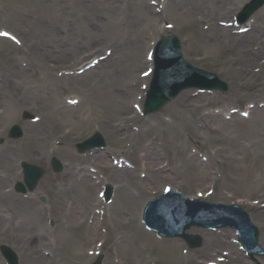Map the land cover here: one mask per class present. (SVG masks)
Returning a JSON list of instances; mask_svg holds the SVG:
<instances>
[{"label":"bare ground","instance_id":"1","mask_svg":"<svg viewBox=\"0 0 264 264\" xmlns=\"http://www.w3.org/2000/svg\"><path fill=\"white\" fill-rule=\"evenodd\" d=\"M28 2H30L29 7L24 4L26 7L19 15L20 20L30 19L42 27L38 33L54 36L52 34L54 30L44 32L45 21L42 18H36L35 13L29 10L36 7L53 12V7L46 3L48 8L46 10L47 8L44 7L41 0H28ZM244 2L245 0L90 1V6L82 8L86 12L95 11L96 13L93 18H91L92 14L86 13V18L83 16L82 20L83 26L90 32L92 26H95L112 34L111 44L114 49L111 50L110 56L101 60L98 66L84 72L82 76L63 75V78L60 79L48 72V75L40 76L37 87L29 86L22 82L21 78L17 79L12 71H8V75L2 76L3 80L0 79V128L5 124L9 125L19 120L21 102L23 101H31L43 109L44 117L39 124H26L25 126L28 136L22 146L28 148V151L37 148L45 151L47 145L48 148L52 145L48 143V138L51 135H56L57 140H60V135L57 136V133L63 120L75 130L80 131L90 132L103 126L110 136L121 134L120 143L125 144L123 151L94 152L91 157L94 159L97 156V158L91 165L82 166L80 164L77 165L78 167L75 165L65 167L64 165L61 179V176H50L51 182L60 183V186L56 188L55 199L60 208H63L64 219L58 228V238L66 247H73L77 238H83L81 242L85 244L93 242L94 245L99 242L100 248L97 249L107 250V264H120L112 256L119 251L123 253L122 264H151L150 260L146 258L148 253H143L142 249L148 250L146 243L153 240L149 235L146 239L144 238L145 240H142L139 236L141 229L137 224L141 208L149 193L148 187L164 176L162 172L165 168L159 166L156 169L153 160L159 156V148L166 154H170L176 142L181 141L184 133L198 135V129L206 127V124L204 125L205 109L199 105L200 99H206V96L184 94L178 101L179 111L173 112L172 119L141 120L138 114H132L131 112L137 104L139 86L144 83L143 81H146V77L143 76L146 70L142 72V69L149 64L150 49L146 40L165 33L160 29V21L167 12L170 13L173 10L178 12L180 29L198 25L203 30L200 36L205 39L207 34L213 33L216 45L219 42L217 39L226 43L242 40L244 38L242 36H232L231 30L234 28H229L225 18L238 11ZM155 5H158L155 7L156 9ZM262 18L261 14L256 17L257 20ZM257 23L254 22L252 27L257 28ZM251 34L248 33V35ZM17 38H19L18 35ZM6 41L0 38V42ZM19 41L22 42V46H25L22 39L19 38ZM143 47L145 49V51L143 50L144 57L141 56ZM9 60H13V57H9ZM36 65L47 68V64H41V62ZM99 66L108 68V70L101 75H93ZM17 72H22L19 77L28 76L25 69H19ZM138 72L139 76H137ZM52 81L57 89L68 88L72 83L78 84L87 89L86 94L81 93L79 97L72 98L76 99L78 103L74 108H68L64 105L59 94L53 95L51 90L49 91V84L51 85ZM67 102L69 103L68 99ZM213 103L216 104V102H211V104ZM212 117L214 122L219 119L215 115ZM254 118L264 122V107L261 104L253 105L249 111L248 119H243L239 112L231 114L233 121L251 122ZM113 119L117 121H112ZM72 130L61 132L62 139L69 138L73 133ZM159 141H161L160 146ZM221 141L232 144L224 137L221 138ZM252 147L256 148L255 154L251 151L240 152L232 147H229L228 151L226 150V153L232 151V153L229 152L231 156H228L227 159L233 165L235 172L242 175L248 173V170L254 166L251 162H256L255 160H261L262 167H264V140L255 141ZM180 148L187 157L186 164L200 174L206 173V170L212 167H220L219 155H211L206 160L207 162L203 163L201 156L190 153L184 144H181ZM58 150H63V148ZM65 151L70 153L68 148ZM43 155L47 158L53 156L52 154ZM135 162L138 165L134 164ZM246 163L247 165H245ZM0 164L5 171L4 177H0V208L6 207L13 212L11 219H5L4 212L0 210V230L9 239L14 235H23V239L27 240L28 242H25L29 244L26 251L28 252L30 249L29 260H32L33 264H46L43 256L32 248L33 244L43 243L36 235V230L43 222L39 212L32 206V203L23 201L13 192H7L4 189L9 180H12L13 184L21 181V170L10 153L4 156L3 162L0 161ZM262 174L264 173H259L258 177L253 180V184H249V193L256 189L264 191V175L262 176ZM242 180L241 178L240 181ZM246 180L250 179L246 176ZM114 181L113 202L111 206L105 207L99 196L101 192L99 188ZM176 212L175 209L174 213ZM257 216L264 221V202L261 203ZM116 226H119L123 232L116 231ZM198 233L203 237L201 253L212 256L213 262H204L202 259L184 252L181 248L176 251L163 252L158 258V262L161 264H250L236 250L229 231L225 230L224 233L218 235L207 231ZM96 239L99 240L97 243H95ZM147 239L149 241L145 243ZM259 243L264 248V234ZM142 245L144 246L141 247ZM168 246L176 247L174 243ZM222 247H227L229 251L223 258L217 254L220 253L218 250Z\"/></svg>","mask_w":264,"mask_h":264},{"label":"rangeland","instance_id":"2","mask_svg":"<svg viewBox=\"0 0 264 264\" xmlns=\"http://www.w3.org/2000/svg\"><path fill=\"white\" fill-rule=\"evenodd\" d=\"M41 1H43L45 8H47L46 3L51 5L53 7V12H50L48 8L46 9L48 11L36 7H32L29 10L35 13L36 18H42L45 21L46 25H44V32H46V30L48 32L54 30L52 32L54 36H49L44 33L41 35L38 33L42 27L38 26L36 22L33 23L30 19L26 21L20 20L21 18L19 15H21L22 9L26 7L24 4L27 6L30 4L28 0H0V32L5 30L9 33H13L16 37L18 35V37L25 42V46H22L21 42V47L14 45V43L10 41L0 42V79L3 80L2 76L8 75V71H12L17 79L21 78V81L27 83L29 86L37 87L40 76L48 75V72H51V75H55L60 79L63 78V75L82 76L84 72L80 70L83 69L85 65L90 64L93 60L107 56L108 54L104 53L107 49L109 51L114 49L111 44L113 40L111 33H108L101 27L95 26H92L90 32L83 26V16L86 18V13H88L92 14L91 18H93L96 12H86L82 7L90 6V1L93 2L94 0ZM251 1L252 0H245L238 11L230 15V17L225 18L227 23L233 24L229 27L232 29L234 28L231 30L233 33L232 36H242L244 37L242 40L226 43L217 39L219 42L216 45V38L214 39L213 33L207 34L205 39L200 36L203 30L198 25L188 29H180L178 12L174 10L170 13L167 12L160 21V29L165 33L152 36L146 40L147 46H149L150 49L149 53L151 54L155 44L163 35H177L181 40L183 56L190 63L203 70L216 73L222 80L229 83L230 86V90L227 94L217 92L199 93L197 90L186 91L175 100L169 102L160 112L148 117H144L140 110L143 108L145 94L149 88L152 74L146 76V81H143L144 83L139 86L137 106L131 113L138 114L141 120L161 118L172 119L174 116L173 112L179 111L178 101L184 94L190 93L196 96H206V99H200L199 105L205 109L204 117L206 118L204 119V125L206 124L205 126L207 128H199L198 135H189L187 132L184 133L183 138L180 139L181 141L176 142L170 154H166L159 148L160 154L153 160L156 169L159 166L163 167V169L165 168L162 172L164 176L155 184L148 187L149 193L141 208L137 224L138 228L141 229L140 238L145 240L150 236L151 240H153L150 242L149 239H147L145 243L149 241V243H146L148 245V250H145V248L142 249L143 253H148V255L146 254L148 256L146 258L150 260L151 264H161L158 262V258H160L163 252L169 250L176 251V249L178 250L180 248L183 249L184 252L194 255L195 258L202 259L204 262H213L212 256H206L201 253L203 246L192 249L183 240H163L144 227L142 223V212L145 205L151 199L160 196L166 188L176 189L190 198L206 200L211 203L226 205L238 204L248 211L253 223L258 227L260 232L259 240L264 234V221L257 216V211L261 203L264 202V191H258L256 189L251 193L248 192L249 184H253V180L258 177L259 173H264L261 160L251 162L254 166L248 170V173L242 175L234 171L233 165H231L227 159L228 156H231L229 152L232 153V151L226 153V150L228 151L229 147H232L236 148V150L238 149L240 152L251 151V153L255 154L256 148L252 147L253 143L255 141L264 140L263 121H259L258 118H254L251 122H247L246 120H244V122L240 120H231V112L234 110H239L242 114H245L248 110H251L253 105L261 104V106L264 107V4L260 11L255 13L242 26L243 29H247L246 33L241 32L240 30L242 28L235 25L236 17L244 6ZM157 6L158 5H155L154 8ZM259 14H261L263 18L257 20L256 17ZM254 22L255 24L258 22L257 28L252 27ZM37 26L39 28L38 30ZM248 33L252 34L248 35ZM220 42H222V44L219 45ZM143 50L145 51L144 47L141 49L142 57H144ZM9 57H13V60L10 61ZM40 62L41 64H47V68H43L42 65H36ZM146 67L142 69V72L146 70L143 73L144 75L148 74L146 73L147 71L149 72L154 68L152 62ZM19 69H25L28 76L19 77L22 75V72H17ZM106 70H108V68L99 66L93 75H101ZM58 73L60 74L59 76ZM137 76H139V72ZM50 83L49 91L51 90L53 95L59 94L64 105L68 106V108H74V106L68 103L67 99L79 97L81 93L86 94L87 90L85 87H81L75 83L70 84L68 88L60 87L59 89L54 86L55 83L53 81ZM209 100L211 101L209 102ZM211 102H216V104H211ZM25 113L33 114L35 117L40 118V121L35 123L30 122L24 118ZM214 115L219 118L218 121L214 122L212 117ZM43 117V109L40 105L38 106L31 101H23L21 102L19 120L9 125L5 124L0 128V140L4 141V143L0 145L1 162H3L4 156L10 153L16 160L19 168H21V161H25L39 165L45 170V176L41 180L37 192L31 195V199L23 197L22 195H17V197L21 198L23 201L32 203V206L39 212L41 221H43L42 225L36 230V235H38V238L41 239L43 243L41 244L40 242V245L33 244L32 248L43 256L46 264H92L99 255H103V264H107V250L104 248L97 249L100 248L99 242L97 243V241H99L98 239L95 240L97 244L94 245L93 242L85 244L81 242L83 238H77L76 244L71 248L66 247V245L59 240L58 228L63 222L64 213L63 208H60V205L56 203L55 195L56 188L60 186V183L51 182L50 176L55 175L52 170L51 157L47 158L43 154H52V157H56L64 162L65 167L67 165H75V167H78L77 165L80 164L82 166L91 165L97 158L96 156L93 159L91 155L99 150H93L87 152L85 155H80L76 150V144L85 141L94 133L99 132L107 142L106 150L115 153L123 151L125 148V144L120 143L122 139L121 134L118 133L117 136H110L103 126L97 127L90 132L86 130H75L74 127H71L68 122L63 120L58 129L59 132L57 133V136L60 135V140H57L56 135H51L50 138H48V143L52 145L49 146V148L47 145L45 151L38 148L28 151V148L22 146V144L26 142L28 136L25 126L26 124H39ZM112 121L117 120L113 119ZM14 125H18L23 129V139L18 141H11L8 139L9 130ZM250 129L252 130L251 133ZM69 130L73 131L70 137L62 139L63 135L61 132H67ZM222 137H224L225 140L228 139L232 144L223 143L221 141ZM158 144L160 146L161 141H159ZM181 144H184L189 149L190 153L197 154L198 156L200 155L203 163H206V160H208L211 155H219L218 160L220 162V167H212L206 170L204 174H200L195 169L192 170V167L188 166L185 162L187 157L180 148ZM59 148H63V150H58ZM66 148L70 150V153L65 151ZM102 152L104 151L102 150ZM237 154H239V152H237ZM134 164L138 165L137 162ZM245 165H247V163ZM192 166L194 165L192 164ZM4 175V168L0 164V177ZM263 175L264 174H262V176ZM57 176H61V179L63 173L60 175L57 174ZM246 176L250 180H246ZM241 178L244 181H240ZM114 183L115 181L108 182L103 187L99 188L101 191V200L105 207L111 205V203L105 202V187L110 185L115 191ZM11 185H13V181L9 180L8 185H5V187L10 188ZM44 194L48 201H52L51 203L49 202L50 205L46 206V202L42 204L39 202L41 197H44ZM0 210L4 212L5 219L12 218L13 212L9 211L6 207H1ZM51 223H53V225H51ZM225 230L229 231L230 237L236 246V250H238L244 260H247L246 262L250 264H264V257H250L241 249L238 244L237 235L232 229H221L212 232V234L218 235L224 233ZM116 231H119V233L123 232L119 226H116ZM189 232L191 235L200 236L198 232L203 231L198 228H193ZM22 236L23 235H14L9 239L6 238V235L4 236L3 232L0 230V249L2 246L7 245L17 253L20 264H33L32 260H29L30 249L26 252L29 248V244L25 242L27 240H24ZM138 241L140 242L141 240ZM172 243H174L176 247L168 246ZM143 246L144 245L141 247ZM218 251H220V253L217 254L222 258L226 257L229 253L227 247H222ZM112 256L113 259L118 260L120 264L123 263L122 252L119 251L117 254H112ZM0 264H6L1 255V250Z\"/></svg>","mask_w":264,"mask_h":264},{"label":"water","instance_id":"3","mask_svg":"<svg viewBox=\"0 0 264 264\" xmlns=\"http://www.w3.org/2000/svg\"><path fill=\"white\" fill-rule=\"evenodd\" d=\"M260 6L261 3H259L258 5H250V9L248 8L249 10L247 13V17L250 16L254 11H256ZM180 55V44L176 37L166 38L159 44L156 53L157 78L152 92L150 93V101L153 100L151 102L154 105L147 108L148 112L159 110L165 103L169 102L170 99H172L178 92L186 87H200L202 81L208 83L210 82V89H220L227 91V86L224 83H221L215 75L203 73L202 71L196 69H192L191 71L189 69L190 67H188L185 62L181 60ZM189 70L191 71L190 74ZM187 76L189 78L188 81L185 80V77ZM154 106L156 107L153 108ZM11 136H21L20 128L14 127L11 132ZM96 146H105V142L99 134L95 135L91 140L85 142L84 144L79 145V149L84 152ZM23 168L25 169L26 183L30 190H34L38 181L43 175V171H41L38 167L29 164H23ZM61 170L62 168L59 165V162L56 161V171ZM18 190H23L25 192V188L22 185L18 187ZM165 201L166 198H163L153 202V204L150 205L146 213V223L165 236L183 237L193 247L199 246V239L189 235H185L184 232L191 226H215L206 224L202 220V218H204L205 216L198 213L196 204H188L183 200V205L185 207V216H180L181 210L178 216L171 209H164ZM204 206H206L207 208L213 207L209 205ZM242 219L244 222H247V219L245 217H242ZM169 222L174 227L171 226ZM238 231L241 234L240 236L242 237L243 245L249 250V246L256 243L257 231H249L247 227L243 228L242 226L238 227ZM4 255L8 258V260L11 261V264H17L13 253L9 249L4 250Z\"/></svg>","mask_w":264,"mask_h":264},{"label":"snow or ice","instance_id":"4","mask_svg":"<svg viewBox=\"0 0 264 264\" xmlns=\"http://www.w3.org/2000/svg\"><path fill=\"white\" fill-rule=\"evenodd\" d=\"M0 34H2V35H8V33H6V32H5V33H0ZM13 38H14V37H13Z\"/></svg>","mask_w":264,"mask_h":264}]
</instances>
